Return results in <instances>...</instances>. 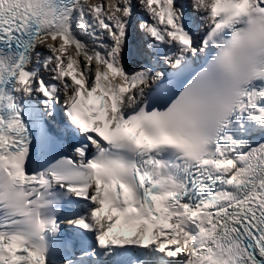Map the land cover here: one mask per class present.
<instances>
[{
    "label": "snow or ice",
    "instance_id": "snow-or-ice-1",
    "mask_svg": "<svg viewBox=\"0 0 264 264\" xmlns=\"http://www.w3.org/2000/svg\"><path fill=\"white\" fill-rule=\"evenodd\" d=\"M0 264H264V0H0Z\"/></svg>",
    "mask_w": 264,
    "mask_h": 264
}]
</instances>
